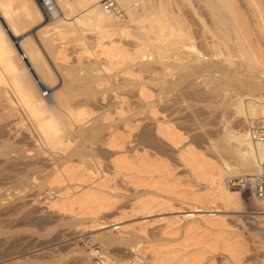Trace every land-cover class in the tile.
Listing matches in <instances>:
<instances>
[{
	"label": "rangeland",
	"instance_id": "obj_1",
	"mask_svg": "<svg viewBox=\"0 0 264 264\" xmlns=\"http://www.w3.org/2000/svg\"><path fill=\"white\" fill-rule=\"evenodd\" d=\"M31 1L39 8L35 0ZM131 1L144 5L149 14L166 11L170 22L179 25L191 37V45L205 56L206 63L221 61L229 73L222 76L202 73L198 64L189 62V66L183 67L172 64L170 69L173 77H166V68L157 63L135 69L142 75L141 83L121 77L123 72H116V79L108 81L100 78L101 82H105H102L105 85L100 88L98 78L103 75L100 68L104 62L89 56L78 59L77 50L72 45L68 50L69 61L65 65H59L60 68H54L56 73H53L51 83L55 88L49 93L63 91L64 100L58 108L61 114L72 107L89 109L93 115L89 128H70L68 149L88 152V148L98 141L107 144L108 133L112 129L121 131L124 124L132 121L137 122V141L146 128L156 132L158 122L151 117L150 106L138 97V88L145 84L156 93V106L166 120L178 125L189 136V144L203 150L218 163H235L237 151L229 137V131L247 133L249 122L236 114L231 99L243 91L239 82L250 76L264 81V18L259 16L262 0H253L257 3V8L261 6L258 11L256 3L251 0L252 5L248 3L249 0H232V8H235L233 10L237 17L235 23L248 36L245 48L232 42L228 44L220 41L218 45L213 42L210 30L213 21L207 7L210 0ZM262 11L264 12V6ZM49 23L50 20L45 17H38L33 23H24L20 17V41L26 39L33 45L38 43L37 34L42 35ZM85 43L86 50L90 51L95 45V38L89 36ZM125 44L129 49L136 47L134 41H125ZM50 65L53 68L51 61ZM234 68L238 71L236 74L232 73ZM115 92L126 101L129 113L125 119L114 115L119 107ZM105 97L106 100L103 101L102 98ZM44 98L49 99L50 96ZM6 101L4 92L0 91V264H155L143 245L147 241L162 242L163 229L155 228L153 232H146L147 234L120 233L119 226L107 231L92 229L86 221H77L49 208L51 200L56 196V189L48 184V179L53 172L64 166L66 154L51 155V152L44 150L46 154H43L39 150L40 145L35 143L31 127L10 116V111L6 110L9 109ZM105 113L114 115L113 123L108 125L103 121ZM160 117L163 118L162 115ZM102 135L104 138L101 140ZM139 147L138 145L137 149ZM247 206L243 213L224 214L213 211L210 215L215 216L212 218L226 217L228 227L235 230L234 236L242 239L248 247V264H264V225L259 222L264 219V210ZM117 218L119 216L106 217L108 221ZM125 221L121 220L120 223L126 224ZM144 234L149 238L140 237ZM217 264L230 263L218 255Z\"/></svg>",
	"mask_w": 264,
	"mask_h": 264
},
{
	"label": "bare ground",
	"instance_id": "obj_2",
	"mask_svg": "<svg viewBox=\"0 0 264 264\" xmlns=\"http://www.w3.org/2000/svg\"><path fill=\"white\" fill-rule=\"evenodd\" d=\"M39 1L43 12L40 7L36 8L31 0H0V91L4 92L7 98L8 102H6L9 109L6 110L10 111V116L18 118L19 122H25L32 128L29 127L35 136V143H38L42 148L41 150L38 145L41 152L44 150L51 152V155L58 154L60 156L66 154L68 141H64V139L66 136L69 137L70 130L73 127L87 129L91 126L90 118L93 114L89 109L69 107L63 114L58 111L64 100L62 97L63 91L49 93V99H45L43 96L44 90L50 92L55 88L51 83L54 70H56L54 68L56 66L60 68L59 65H65L69 61L68 50L72 45L77 50L78 59L89 56L97 61L104 62H102L103 65L101 64L102 67L100 68L103 75L98 80L102 77L108 79V81L112 78L116 79L115 73L123 72L121 77L141 83L142 75L135 69L157 63L166 68V77H173L170 69L172 64L183 67L188 65L189 62L194 65L198 64L199 66H197L202 73L219 74L221 76L229 73L228 68L223 65L224 63H220L221 61L206 63L205 56L194 45H191V37L179 25H173L170 22L171 19L169 20L166 16V11L165 13L160 11L161 13L149 14L145 6L139 2L117 0L120 8L125 11V14L120 17L105 13L101 8L102 0ZM251 1L256 3L258 0L256 2ZM261 2L262 8L259 3V8L256 7L257 3L255 4L256 11L260 8L263 10L264 5L262 4L264 3L261 4ZM248 3L250 4V0ZM207 7L210 9L209 12L213 21L212 29H210L213 35L212 38H214L213 42L217 45L220 41L228 42V44L232 42V44H240L242 47H239L245 48L248 36L246 37L235 23L237 17L235 16L236 11L233 10L235 8H232V0H210ZM262 10L259 11V16L263 19L264 12ZM20 17H22L24 23H33L38 17H45L50 20L42 35L37 34V38L39 37L38 43L33 45L31 41L26 39L20 41L22 34ZM263 25L264 23H262L264 32ZM89 36L95 38V45L90 51L85 48V41ZM125 41H134L136 47L133 49L127 48ZM22 53H24L25 59L21 57ZM234 69L232 73L236 74L238 71L236 68ZM102 82L100 79L98 87L101 88L105 85L103 84L105 82ZM239 85L243 89L242 93L231 99L236 114L245 118L249 124L260 121L264 118V81L255 80L250 76L245 81L239 82ZM138 89L139 99L150 106V115L158 122L156 126L157 135L176 146L177 143L178 145L185 144L181 159L185 168L190 171L193 178L202 187L200 197H196L200 201L197 199L196 202L202 204L200 207L203 211L206 212L213 208L208 207V205L214 206L213 210H209V213L213 211H215L213 213L221 211L224 214L243 213L247 205L251 208L264 210V197H249L239 191L230 190L227 185V180L232 177L246 174L254 175L255 173L264 174V146H253L246 132L236 133L230 130L229 137L234 143L238 158L232 164L227 161L218 163L208 157L203 150L189 144V136L166 120L156 106V93L151 91L145 84H141ZM114 94L119 104L114 115L119 119H125L129 113L125 106L126 101L117 92ZM102 100L105 101L106 97ZM114 115L105 113L103 121L109 125L114 120ZM161 115L163 118L160 117ZM10 116L8 115V117ZM124 125V129L121 131L112 129L108 133L109 138L106 145L110 150L113 149L112 151L118 152V157L113 163L116 171L119 173L129 172L132 171L129 170L131 166L134 168L133 171L136 172L134 178L137 180V182L135 181L137 186L145 187L144 172L147 167L145 157L149 153L147 150L135 151L134 158H128L127 146L133 138L136 127L129 122ZM44 151L43 154H46ZM133 163H135V167ZM161 163L159 161L156 163V160H154L151 168H155V164L160 166ZM67 166L64 165L59 171L53 172L48 179V184L56 189V196L51 200L49 208L66 215L74 213V206L79 203L78 200L82 196L86 200L103 198L102 193L91 190L84 191V188H81L83 191L77 192L75 189L77 194L72 199L67 200V193L63 189L65 177L70 173V167L68 169ZM90 174L93 178H97L100 173L94 174L91 172ZM159 179L155 183L152 181V185L154 184L160 188L163 180L160 181ZM82 181L83 183L87 182L85 179ZM77 187L81 190L80 186ZM136 202L135 206L139 205V210L142 213L146 210H153H150L151 205L150 209L145 205L143 198L138 199ZM111 208L108 204V207L99 205V207L88 209H91V213L99 214ZM212 217L215 216H203L201 224L197 223L186 227V230L184 229L185 231L182 233V238H171L165 231L162 242H145V245H143L145 252L152 256L151 258L155 264H217L218 255H221L223 260L230 264H248L246 261L248 247L242 239L234 236L235 230L228 227L226 217H224L225 219ZM117 222L122 230L132 229V225L128 221H125L126 224ZM259 222L264 225V219H260ZM192 228L196 229L195 231L203 230L204 232L199 231V234L197 231V234H192V232L190 233ZM142 232L140 230V233ZM140 237L147 238L145 234ZM142 248L140 249L142 250Z\"/></svg>",
	"mask_w": 264,
	"mask_h": 264
},
{
	"label": "crops",
	"instance_id": "obj_3",
	"mask_svg": "<svg viewBox=\"0 0 264 264\" xmlns=\"http://www.w3.org/2000/svg\"><path fill=\"white\" fill-rule=\"evenodd\" d=\"M132 126L136 127L137 122L132 121ZM176 126L180 129L178 125ZM103 138L104 135H102L100 139L102 140ZM66 141H68L67 136ZM71 143V145H73V141H71ZM138 145L140 146L139 149H137ZM184 147L185 144L178 145L177 143L176 146L165 139L163 140L156 134L155 130L148 128L142 130L139 141H137L135 130L134 137L132 138L131 143L127 146V151L129 152L127 155L130 159L131 157L134 158L135 151L143 149L147 150L149 153L148 156L145 157L147 167L144 172V181L146 180V184L149 181L150 182L149 185L145 184V187L137 186V180L134 178L136 172L133 171L134 168L131 166L129 167V170H132L133 172L124 171L119 173L116 171L113 163L118 157V152L115 150L112 151L113 149L110 150L106 144H103V142H96L93 146L88 148V152H85L84 150L75 151L74 149H68L63 164L66 166L68 165V169L70 167V173H68L70 176L68 174L66 175L63 187L67 193L66 199H72V197L77 194L76 190L77 192L83 191L81 188H84V191L91 190L100 194L102 193L103 198L86 200L85 197L82 196L78 200L79 203L74 206V213L67 214L66 216H70L80 222L86 221V224L92 229L107 231L115 226L118 227L119 225L117 224V221L120 222L121 220H126L129 224L137 226H132V229L126 230H122L118 227L120 233H139L140 230L146 233L153 232L155 228H161L164 230L163 234L166 231L165 233L169 234V237L171 236V238H182V233H184L186 227L197 223L201 224L203 222L202 217L209 216V210H213L214 208V206L208 205V207L213 208L205 212L201 209L202 207H200L202 204L196 202L199 200V198H197V200L196 197H200L199 195L202 192V187L197 183L182 162L181 155L184 152ZM153 159L156 160V163L158 161L159 163L162 162L160 165L161 167L159 164H157L159 167L155 164V168H151V165L154 163ZM135 163H133L134 167ZM156 169H159L160 171H157ZM91 172L94 174H100L97 178H93L91 176L92 174H90ZM158 177L161 178L159 179ZM84 179L87 182L83 183L82 180ZM158 179L160 181L163 180L161 181L162 184L160 188L154 184L152 185V181L155 183ZM96 184L99 185L97 186ZM77 186H80L81 190H79ZM142 198L144 199V202L147 200L145 205L148 208L151 205V209H149H153L152 211L146 210L144 211L145 213H142L140 212L141 210H139V205L137 204L138 206H135L137 203L136 201ZM107 202L109 206L112 207L110 210L103 211L99 214L90 212L92 208H96V206L99 207V205H105V207H108ZM147 211H149L150 214L149 212L147 213ZM107 215L109 217L119 216V218L114 221H108L106 219ZM168 230L169 232H167ZM192 230H190V233L192 232V234H200V232L202 233L203 231L199 230V232L197 230V232L195 231L196 229L193 228ZM170 233L174 236L172 234L170 235ZM147 238L149 237L147 236Z\"/></svg>",
	"mask_w": 264,
	"mask_h": 264
},
{
	"label": "built area",
	"instance_id": "obj_4",
	"mask_svg": "<svg viewBox=\"0 0 264 264\" xmlns=\"http://www.w3.org/2000/svg\"><path fill=\"white\" fill-rule=\"evenodd\" d=\"M101 8L108 14L120 17L125 14V11L120 8L117 0H102ZM21 57L25 59L24 53H22ZM48 93V90H44L43 96L47 97ZM247 134L253 146H264V118L258 122L249 124ZM227 185L230 190L239 191L249 197H264V174L261 173L229 178Z\"/></svg>",
	"mask_w": 264,
	"mask_h": 264
},
{
	"label": "water",
	"instance_id": "obj_5",
	"mask_svg": "<svg viewBox=\"0 0 264 264\" xmlns=\"http://www.w3.org/2000/svg\"><path fill=\"white\" fill-rule=\"evenodd\" d=\"M35 1L37 2L38 6L40 7V2L38 0H35ZM40 10L42 11L41 7H40Z\"/></svg>",
	"mask_w": 264,
	"mask_h": 264
}]
</instances>
